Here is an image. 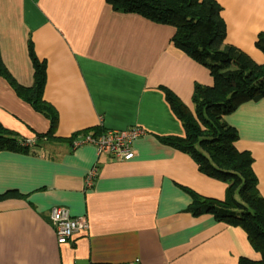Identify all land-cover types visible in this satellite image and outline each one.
<instances>
[{"label": "crops", "instance_id": "1", "mask_svg": "<svg viewBox=\"0 0 264 264\" xmlns=\"http://www.w3.org/2000/svg\"><path fill=\"white\" fill-rule=\"evenodd\" d=\"M215 1L225 42L264 63L255 44L264 34V0ZM173 33L106 0H0V62L23 87L34 80L32 57L44 63L41 99L54 117L20 97L0 73V125L18 139L35 138L0 150V194H19L0 199V264L260 259L242 228L189 209L192 193L223 200L226 183L161 140L184 135L165 90L192 108L194 84H212L208 69L173 44ZM224 120L238 134L235 148L251 154L264 200V97L241 102ZM128 128L138 130L128 160L70 142L74 134ZM53 205L82 216L87 227L58 243Z\"/></svg>", "mask_w": 264, "mask_h": 264}, {"label": "trees", "instance_id": "2", "mask_svg": "<svg viewBox=\"0 0 264 264\" xmlns=\"http://www.w3.org/2000/svg\"><path fill=\"white\" fill-rule=\"evenodd\" d=\"M115 11L134 13L157 24L174 28L173 44L206 67L211 85L195 83L189 108L169 90L166 99L184 128L183 136H165L161 140L188 154L203 174L226 183L223 200L203 198L192 193L189 206L194 213H210L217 220L244 230L249 244L260 259L240 257L239 264H264V200L256 189L252 156L239 151L234 142L238 134L224 116L246 100L264 97V63L254 62L242 50L225 42V27L220 5L215 0H106ZM256 46L264 53V34ZM33 83L19 85L0 62L16 93L51 117L50 108L41 99L44 63L32 57ZM70 142L76 138L71 136ZM41 139L39 136L38 140ZM22 138L0 125V150L22 147ZM27 146V145H25ZM19 195L16 191L0 194V199Z\"/></svg>", "mask_w": 264, "mask_h": 264}, {"label": "built area", "instance_id": "3", "mask_svg": "<svg viewBox=\"0 0 264 264\" xmlns=\"http://www.w3.org/2000/svg\"><path fill=\"white\" fill-rule=\"evenodd\" d=\"M137 129L128 128L122 131L106 130L97 136L86 135L80 138H75L72 141V146L81 144H93L96 146L99 153H109L114 157L122 160L132 158V148L130 142L137 135ZM35 143V138L23 139L21 144L32 145ZM86 181L89 184L92 176H88ZM49 220L56 233L58 243H65L75 232L87 227V222L82 216H71L68 208L62 205H53L49 210ZM127 264H139L135 259Z\"/></svg>", "mask_w": 264, "mask_h": 264}]
</instances>
